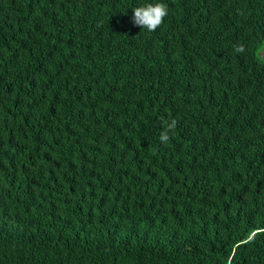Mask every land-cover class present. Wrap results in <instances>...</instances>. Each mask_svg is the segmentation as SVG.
<instances>
[{
    "label": "trees",
    "instance_id": "obj_1",
    "mask_svg": "<svg viewBox=\"0 0 264 264\" xmlns=\"http://www.w3.org/2000/svg\"><path fill=\"white\" fill-rule=\"evenodd\" d=\"M263 51L264 0H0V264H264Z\"/></svg>",
    "mask_w": 264,
    "mask_h": 264
},
{
    "label": "clouds",
    "instance_id": "obj_2",
    "mask_svg": "<svg viewBox=\"0 0 264 264\" xmlns=\"http://www.w3.org/2000/svg\"><path fill=\"white\" fill-rule=\"evenodd\" d=\"M133 13L135 25L154 32L163 24L165 17L168 15V8L164 3H147L146 5L135 7ZM235 51L243 52V46H237ZM176 125V119H172L170 123L165 121V129L160 133L161 143H166L169 140V133L176 128Z\"/></svg>",
    "mask_w": 264,
    "mask_h": 264
},
{
    "label": "rangeland",
    "instance_id": "obj_3",
    "mask_svg": "<svg viewBox=\"0 0 264 264\" xmlns=\"http://www.w3.org/2000/svg\"><path fill=\"white\" fill-rule=\"evenodd\" d=\"M262 55L264 56V51L262 52Z\"/></svg>",
    "mask_w": 264,
    "mask_h": 264
}]
</instances>
